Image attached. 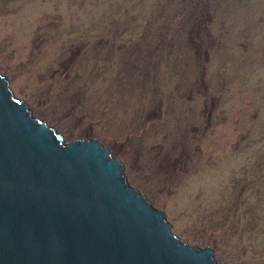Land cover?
<instances>
[{
	"label": "rangeland",
	"instance_id": "obj_1",
	"mask_svg": "<svg viewBox=\"0 0 264 264\" xmlns=\"http://www.w3.org/2000/svg\"><path fill=\"white\" fill-rule=\"evenodd\" d=\"M0 73L66 141L108 147L186 244L264 264V0H0ZM212 212L237 231L220 250Z\"/></svg>",
	"mask_w": 264,
	"mask_h": 264
},
{
	"label": "water",
	"instance_id": "obj_2",
	"mask_svg": "<svg viewBox=\"0 0 264 264\" xmlns=\"http://www.w3.org/2000/svg\"><path fill=\"white\" fill-rule=\"evenodd\" d=\"M0 264H228L190 246L98 140L66 141L0 73Z\"/></svg>",
	"mask_w": 264,
	"mask_h": 264
},
{
	"label": "trees",
	"instance_id": "obj_3",
	"mask_svg": "<svg viewBox=\"0 0 264 264\" xmlns=\"http://www.w3.org/2000/svg\"><path fill=\"white\" fill-rule=\"evenodd\" d=\"M197 3H199V1L193 2L194 5H192V6H196ZM213 5H215V4H213ZM196 7H199V6H196ZM202 7L207 8L208 6H202ZM217 9H218L217 6H216V10L213 9L215 14L217 13ZM185 11H182V12H185ZM164 14H165L164 12H161L159 14L158 18H162ZM189 18H190V13H187V17H186L187 22H188ZM191 18L196 22V25H198V21H200L201 24H203L202 22H205L199 16V14H197L196 16L191 15ZM155 23H157V21ZM155 23H154V20L151 18L150 21L146 22V24L144 26L145 30L143 29L144 31L142 32V34L138 33L139 35L141 34L140 38H142L143 41H158L159 38L154 37L155 36L154 34L149 36V32L153 31L151 29V27L153 25H155ZM205 24H207V23H205ZM207 29H208V27H203V31L201 33V40L202 41H205L209 35V32ZM144 33H146V35H144ZM172 38L173 39L171 40V44L169 47L176 46L177 44H179V41L184 39V38H179L178 36H175V35L172 36ZM99 40L100 39H98L96 41H99ZM183 44H181V46ZM172 49L173 48H171V50ZM151 50H152V48L150 47L149 52H151ZM146 54H148V53H146ZM83 91H84L83 89L82 90L67 91V94L69 95V102L68 103H70V105L68 106V111L70 110L69 112L76 113L77 115L79 114L81 116L86 117V102H87L86 101V91L84 93H82ZM233 208H238V206H235ZM216 214L217 213L212 212V213L208 214V216H207L208 222H209L207 224H209V226L211 227L210 230H212V237L211 236L208 237V235L206 236V232H203L202 235L200 236V238H201V240H203V243H209V244L212 243L214 246L216 244V247L218 248V250H220L223 243L225 244L228 241H230L232 238L237 236V234H236L237 231H234V229L231 225V222H232V216L231 215L230 216L225 215L224 217L218 219L216 221V224H215L214 218L216 217ZM214 226H216V228ZM245 236H246V234H245Z\"/></svg>",
	"mask_w": 264,
	"mask_h": 264
}]
</instances>
